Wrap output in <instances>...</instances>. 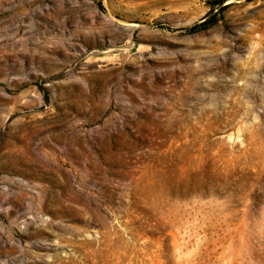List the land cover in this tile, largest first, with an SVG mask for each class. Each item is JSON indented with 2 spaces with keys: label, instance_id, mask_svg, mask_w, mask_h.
I'll list each match as a JSON object with an SVG mask.
<instances>
[{
  "label": "rangeland",
  "instance_id": "1",
  "mask_svg": "<svg viewBox=\"0 0 264 264\" xmlns=\"http://www.w3.org/2000/svg\"><path fill=\"white\" fill-rule=\"evenodd\" d=\"M0 264H264V0H0Z\"/></svg>",
  "mask_w": 264,
  "mask_h": 264
}]
</instances>
